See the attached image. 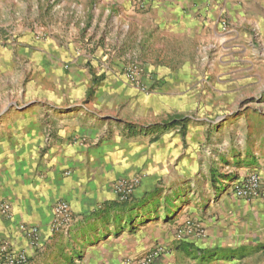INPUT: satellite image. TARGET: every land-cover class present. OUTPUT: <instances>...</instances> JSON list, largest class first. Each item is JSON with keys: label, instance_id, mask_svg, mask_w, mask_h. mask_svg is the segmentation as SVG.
Masks as SVG:
<instances>
[{"label": "crops", "instance_id": "obj_1", "mask_svg": "<svg viewBox=\"0 0 264 264\" xmlns=\"http://www.w3.org/2000/svg\"><path fill=\"white\" fill-rule=\"evenodd\" d=\"M235 1L154 0L139 12L130 0H56L60 10L55 26L60 31L69 29V41L83 36L86 28L77 26L81 4H92L93 29L83 39L90 45L79 50L71 43L66 55L64 44L56 38L42 46H28L24 23H28V4L37 0H0V11L6 16L0 17V35L15 37V28L24 25L13 47H0V73L8 71L15 50L54 85L53 91V86L44 90L41 106L9 114L8 122L0 123V207L10 208L9 217L0 212V243H7L13 253L25 254L28 264H142L155 249L161 253L150 264H264V202L238 199L229 188L249 173L264 185V146L232 158L227 173L220 170L224 158L212 154L209 159L215 164L205 161L204 179L196 182L192 173L180 171L185 154L177 149L182 148L178 138L182 125L166 127L170 119L149 122L145 102L120 75L131 52L140 48L164 52L170 50L166 44L183 52L187 50L184 36L214 33L215 14L219 9L229 11ZM66 5L70 12L62 9ZM195 53L197 59L198 48ZM154 60L144 64L150 72L160 68ZM60 63L68 67L66 75ZM89 83L98 84L99 90L82 105L78 90ZM162 105L147 104L149 111L155 107L160 111ZM18 114L28 116L24 125H19ZM166 169L171 173L173 205L165 214L168 211L172 221L152 223V216L158 217L157 205L150 211L145 199L164 179ZM133 178L140 180L135 188L136 201L141 203L137 210L146 212L128 223V216L115 210L120 203L115 185ZM189 181L191 190L184 191ZM60 201L69 205L72 220L52 233L53 208ZM188 224L199 232L187 230ZM22 225L37 229L36 248L28 245Z\"/></svg>", "mask_w": 264, "mask_h": 264}, {"label": "rangeland", "instance_id": "obj_2", "mask_svg": "<svg viewBox=\"0 0 264 264\" xmlns=\"http://www.w3.org/2000/svg\"><path fill=\"white\" fill-rule=\"evenodd\" d=\"M58 6L56 0H37L28 4V23H24L28 24V46L35 48L45 45L44 41H51L50 38H56L64 44L63 53L66 55L70 54L68 45L71 43L80 47L79 50H86L84 47L90 43L83 39L93 29L89 15L92 4H81L83 10L82 14L77 13V26L83 24L86 28H82L83 36L73 41L68 40L69 29L60 31L55 26L54 19L60 10ZM68 6L62 9L70 12ZM2 16L5 13L0 11ZM213 23L214 33L208 30L206 34L184 36L183 45L187 50L183 52H175L171 48L172 44H166L170 50L164 52H148L140 48L139 52L129 53L126 67L120 74L137 91V97L145 102L143 108L149 122L168 123L169 119H173L176 122H169L166 127L173 123L182 125L178 137L182 140V148L180 146L177 149L180 152L185 150V154L181 158L180 171L184 174L192 173L190 176L196 182L204 179L205 161L210 165L215 164V161L209 159L212 154L224 158L226 164L221 162L220 170L227 173L232 158L246 156L250 149L264 146V0H236L229 11L219 9ZM19 27L23 28L24 25ZM19 27L15 28L18 29L15 37L8 33L0 35L1 48L13 47V41L21 36L18 34ZM54 31H58L61 38H57ZM134 32L139 33L138 30ZM62 44H58V47ZM195 48H198L197 59ZM91 49L88 48L90 54ZM34 54L40 57L39 52L34 51ZM163 56L169 59L164 60ZM149 58L155 59V63L160 65L157 72H150V69L144 67ZM163 64L166 66L161 67ZM8 65V71L0 73V113H6L0 115V123H7L9 114H23L28 108L41 106L44 90L49 86H53L52 91L54 89V85L47 82L45 77H40L38 66H34L24 53L14 50ZM64 66L60 63L62 74L66 75L68 67ZM130 75L134 78L131 79ZM98 86L93 83L83 85L78 90V96L81 97L79 102L87 104L99 90ZM152 102L163 104L160 111L156 107L152 111L148 110L147 104ZM131 113V108H128V114ZM19 115L17 121L19 125H24L28 116ZM183 158L192 160L184 162L186 159ZM165 172L164 179L154 186L150 196L145 199L150 211L154 210V204L157 205L155 214L158 217L154 219L152 216V223L172 221L171 218L163 221L167 217L166 208L173 205L168 175L171 173L167 169ZM190 183L183 186L184 191L191 190ZM135 191L127 200L120 202L118 208L115 207V210L134 220L146 212L142 208L138 212L137 207L141 203H137ZM184 200L190 203L188 198Z\"/></svg>", "mask_w": 264, "mask_h": 264}, {"label": "built area", "instance_id": "obj_3", "mask_svg": "<svg viewBox=\"0 0 264 264\" xmlns=\"http://www.w3.org/2000/svg\"><path fill=\"white\" fill-rule=\"evenodd\" d=\"M137 11L143 12L154 0H130ZM131 79L133 75L129 76ZM140 180L138 178L122 179L117 181L115 185V195L119 202H123L128 199L132 191L138 186ZM230 191L234 197L244 200L252 201L259 200L264 202V185L255 173H249L241 179L230 184ZM10 208L7 204H2L0 212L9 217ZM72 220V214L69 205L66 202H57L53 208V220L51 223L50 231L52 233L58 232L65 228ZM187 230L199 232L197 226L188 224ZM20 231L25 236L28 245L31 248L38 246V231L36 228H28L20 226ZM161 253L160 249L147 254L142 264H150L152 260ZM0 264H28V258L23 253H13L7 243H0Z\"/></svg>", "mask_w": 264, "mask_h": 264}, {"label": "trees", "instance_id": "obj_4", "mask_svg": "<svg viewBox=\"0 0 264 264\" xmlns=\"http://www.w3.org/2000/svg\"><path fill=\"white\" fill-rule=\"evenodd\" d=\"M169 121L170 122H176V120H172V119H170ZM167 215H168V211H166V216ZM127 218H128V223H133L134 220H133V218L131 216H128ZM165 219H168V217H166Z\"/></svg>", "mask_w": 264, "mask_h": 264}]
</instances>
